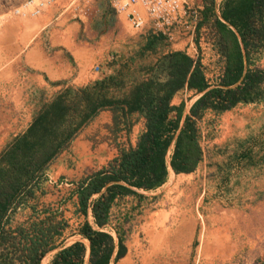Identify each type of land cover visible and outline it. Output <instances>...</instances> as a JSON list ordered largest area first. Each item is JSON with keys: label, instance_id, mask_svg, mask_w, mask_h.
Masks as SVG:
<instances>
[{"label": "trees", "instance_id": "16d2710c", "mask_svg": "<svg viewBox=\"0 0 264 264\" xmlns=\"http://www.w3.org/2000/svg\"><path fill=\"white\" fill-rule=\"evenodd\" d=\"M199 3L194 42L199 48V29L211 16L222 60L214 75L205 73L199 55L162 50L167 36L148 28L124 58L108 61V71L39 101L25 127L0 148V264H39L57 246L47 264H83L84 243L63 244L67 219L58 205L38 202L36 193L43 192L46 167L98 110H110L112 131L127 132L135 118H143L133 144L118 146L103 164L74 180L69 191L72 213L82 216L75 232L87 239L88 263L107 264L114 246L113 260L125 251L121 232L116 229L114 243L103 228L114 200L140 195L136 188L156 187L168 167L175 173L193 170L202 157L196 118L206 109L217 112L264 98V66L255 63L264 48V0H220L217 10L215 0ZM182 88L197 93L187 111L184 99L170 102ZM24 206L26 217L14 220Z\"/></svg>", "mask_w": 264, "mask_h": 264}, {"label": "rangeland", "instance_id": "374dc122", "mask_svg": "<svg viewBox=\"0 0 264 264\" xmlns=\"http://www.w3.org/2000/svg\"><path fill=\"white\" fill-rule=\"evenodd\" d=\"M25 1L0 0V148L25 127L39 101L51 93L28 80L33 70L22 61L24 45L19 37L22 31L30 33L37 27L31 23L33 16L19 6ZM188 1L201 5L200 0ZM91 5L87 3L83 12L92 20H98L100 13H117L107 0ZM211 20L208 17L199 29V48L194 31L190 37L184 29L175 27L162 50L180 48L193 57L199 55L205 73L214 75L222 60ZM128 27L133 33L129 32L122 45L108 50L113 57L123 53L119 60L148 29ZM43 33L44 29L38 30L37 36ZM172 41L180 46L174 47ZM156 54L141 59L149 60ZM258 55L255 63L264 66V48ZM91 68L95 70L94 65ZM177 93L187 111L197 93L184 88ZM242 113L251 122L246 126L247 133L230 124L232 115ZM92 125L84 132L85 146L73 151L68 144L55 156L42 180L43 192L36 193L38 202L58 205L67 219L63 244L81 238L75 227L82 216L72 213L73 198L69 196L73 181L103 164L118 146L128 144H124V137L130 129L112 131L111 121ZM196 125L202 157L193 170L175 173L168 167L166 178L156 187L136 188L140 195H122L112 203L107 229L114 236L116 229L121 232L127 249L108 264H264V98L236 102L217 112L206 109L196 118ZM28 212V206L18 209L14 220L25 218ZM87 219L91 221L89 212ZM56 248L48 250L40 264H47Z\"/></svg>", "mask_w": 264, "mask_h": 264}, {"label": "crops", "instance_id": "0c3cea01", "mask_svg": "<svg viewBox=\"0 0 264 264\" xmlns=\"http://www.w3.org/2000/svg\"><path fill=\"white\" fill-rule=\"evenodd\" d=\"M101 1L103 0H51L44 5L38 13L31 14V16H33L31 17V23H35L37 27L32 32L29 28L28 30L30 33L22 31L19 37L21 41L20 44L24 45L23 48H21L22 61L33 70L28 73V80H30V82L43 86L49 92H54L66 85L84 83L99 77L109 70L107 61L113 54H108V50L112 47L122 45L129 32L130 34L133 32L132 29H129V23L122 13H115L113 11L109 13V15L100 13L98 20L94 18L92 20L89 13L85 14L83 12L87 3L89 5L94 3L97 5ZM107 1L110 2V0ZM90 20H92V22ZM43 29L44 33L37 36L38 30ZM172 45H174V47H179L180 43L172 41ZM122 54L115 55L114 57L112 56V58L119 60ZM93 65H98L99 70H93L91 68ZM177 92L178 91L172 94L170 102L175 103L177 100L179 101L181 99L180 94ZM110 115V110L107 108L98 110L78 129L70 140L69 144L72 150H79L78 146L80 145L85 146V138L83 137L84 132L92 128V124L111 121ZM245 116L244 113L240 116L236 114L232 115L230 124L235 128L239 127L246 130L245 133H247L249 129L246 126L251 122H248V120L246 121ZM142 126L143 118L138 117L137 120L132 123L128 135L124 137V144H133ZM112 151L113 150H111V152ZM111 152L104 154V156L111 154ZM46 170L47 167L45 169V174L47 175ZM71 197L73 198L74 195H71ZM107 227H109V224L105 225L103 228L108 230ZM111 235L115 243L116 234L114 236V234L111 233ZM80 240L85 245L84 264L85 261H87L88 242L84 237H81ZM57 248H59V246H57ZM115 249L116 246H114L108 263L113 260L112 256ZM126 249L127 246L125 247V251Z\"/></svg>", "mask_w": 264, "mask_h": 264}, {"label": "built area", "instance_id": "2783aa9c", "mask_svg": "<svg viewBox=\"0 0 264 264\" xmlns=\"http://www.w3.org/2000/svg\"><path fill=\"white\" fill-rule=\"evenodd\" d=\"M51 0H26L19 6L35 14ZM220 0H215V8ZM197 2V1H196ZM113 9L122 13L135 29L147 27L171 37L175 27H181L191 37L199 17L198 4L188 0H110ZM16 12L20 9L15 8ZM99 70L98 65L94 66Z\"/></svg>", "mask_w": 264, "mask_h": 264}, {"label": "bare ground", "instance_id": "6f19581e", "mask_svg": "<svg viewBox=\"0 0 264 264\" xmlns=\"http://www.w3.org/2000/svg\"><path fill=\"white\" fill-rule=\"evenodd\" d=\"M53 2H54V1H53ZM169 170L172 171L170 167H169ZM170 174H171V173H170Z\"/></svg>", "mask_w": 264, "mask_h": 264}]
</instances>
